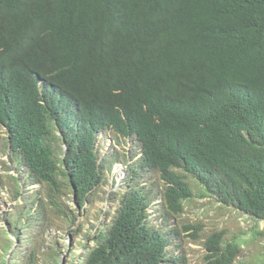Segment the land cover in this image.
<instances>
[{"label": "trees", "instance_id": "16d2710c", "mask_svg": "<svg viewBox=\"0 0 264 264\" xmlns=\"http://www.w3.org/2000/svg\"><path fill=\"white\" fill-rule=\"evenodd\" d=\"M0 8L14 21L5 26L0 15V125L13 162L49 191L17 221L29 223L31 241L65 191L83 207L102 184L95 144L106 129L138 141L168 216L193 197L183 171L264 222V0H0ZM56 142L66 147L60 156ZM138 175L76 264L169 262V240L148 221L151 192L129 184ZM205 249L210 264H233L239 253L221 234ZM23 264H36L34 251Z\"/></svg>", "mask_w": 264, "mask_h": 264}, {"label": "rangeland", "instance_id": "374dc122", "mask_svg": "<svg viewBox=\"0 0 264 264\" xmlns=\"http://www.w3.org/2000/svg\"><path fill=\"white\" fill-rule=\"evenodd\" d=\"M53 148L58 156L66 151L61 142H56ZM10 149L6 130L0 125V262L14 259L15 264H23L32 251L36 264H76L83 255L86 258L87 248H93L94 239L111 227L126 185L132 180V172H137V179L129 184L143 188V192H151L149 209L154 210L148 211L151 214L148 221L169 240V262L164 264L213 263L215 260L206 258L205 244L216 234L222 235L225 245L237 244L239 253L233 264H264V222L223 205L183 171L176 174L185 177L193 197L183 203L181 215L168 216L162 208L158 210L162 206L164 185L156 172L141 167L142 152L138 141L121 139L109 129L101 131L95 144L102 184L87 196L83 207L74 204L70 190L65 191L61 201H57L60 209L45 208L47 224L36 226L38 233L31 241L29 223L16 228L17 221L23 214L34 213L40 203L50 201L49 191L36 183L24 163L18 167L13 162ZM15 180H19L18 183ZM60 181L66 184L64 178ZM16 193H20L18 199ZM63 212L68 217L65 218ZM17 234L21 241L17 240Z\"/></svg>", "mask_w": 264, "mask_h": 264}, {"label": "clouds", "instance_id": "9594fccd", "mask_svg": "<svg viewBox=\"0 0 264 264\" xmlns=\"http://www.w3.org/2000/svg\"><path fill=\"white\" fill-rule=\"evenodd\" d=\"M202 2H204L205 0H201ZM24 2H26V0H24ZM0 15H1V17H2V19H1V24H4L5 26H10V27H12V23L14 22L13 21V16L11 15V13H9V12H7V11H4V10H2V8H0ZM258 31V30H257ZM259 31H264L263 29L262 30H259ZM6 57L7 58H11L10 57V54H8V55H6ZM4 76H2V78H3ZM112 131V130H111ZM113 132V131H112ZM114 133V132H113ZM117 137H119L118 135H117ZM120 138V137H119ZM26 167V166H25ZM161 199H162V197H161ZM160 208H162V206L161 207H159V209L158 210H160ZM149 209V208H148ZM147 209V212L148 211H153L154 210V208H152V209H149L148 210ZM148 215H149V217H151V214L148 212Z\"/></svg>", "mask_w": 264, "mask_h": 264}]
</instances>
